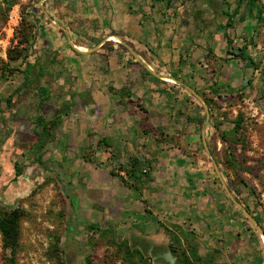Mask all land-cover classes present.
Listing matches in <instances>:
<instances>
[{
    "label": "crops",
    "instance_id": "crops-1",
    "mask_svg": "<svg viewBox=\"0 0 264 264\" xmlns=\"http://www.w3.org/2000/svg\"><path fill=\"white\" fill-rule=\"evenodd\" d=\"M33 1L36 42L59 70L46 75L62 97L51 114H67L40 174L58 179L70 215L164 250L179 230L192 233L201 256L219 250L227 264H252L257 242L232 200L206 100L218 111L215 102L251 93L259 81L227 53L224 26L238 0ZM256 12L243 3L236 43ZM101 140L109 151L98 150ZM130 156L154 166L141 197L111 174Z\"/></svg>",
    "mask_w": 264,
    "mask_h": 264
},
{
    "label": "rangeland",
    "instance_id": "rangeland-1",
    "mask_svg": "<svg viewBox=\"0 0 264 264\" xmlns=\"http://www.w3.org/2000/svg\"><path fill=\"white\" fill-rule=\"evenodd\" d=\"M29 1L20 0L24 4ZM22 8L16 4L7 12V4L0 0V210L20 209L24 213L17 264H142L138 256L130 263L125 257L127 247L140 248L131 234L113 226L107 229V224L99 225L107 231L92 229L90 225L83 227L70 215L58 179L40 174L42 166L38 170L35 165L33 147L37 137L32 122L39 115L52 119L54 114L51 105L41 108L37 91L49 79L41 76L27 81L26 64L9 59L21 48L17 46V32L24 18ZM256 44L251 52L264 69V26L259 29ZM36 56L29 60L34 62ZM262 82L252 86L251 93L214 105L223 109L218 110L222 114V130L232 129L238 118L243 119L244 127L237 137H230L235 144L234 153L229 154L222 145L217 158L237 196L264 207V78ZM8 99L11 104L7 103ZM18 169L23 170L20 177H16ZM260 227L263 230L264 222ZM178 234L197 245L196 241H189L192 233L179 230ZM258 234L261 243L257 242V247L249 253L252 264L258 256H264V239ZM119 243L123 244L121 249ZM5 258L0 233V264H6Z\"/></svg>",
    "mask_w": 264,
    "mask_h": 264
},
{
    "label": "trees",
    "instance_id": "trees-1",
    "mask_svg": "<svg viewBox=\"0 0 264 264\" xmlns=\"http://www.w3.org/2000/svg\"><path fill=\"white\" fill-rule=\"evenodd\" d=\"M252 1L257 9L256 12V24L250 30L249 34H242L241 43H236V28L237 23L235 22L236 17L240 13V9L244 2ZM4 3L7 4V12L12 8V6L16 4H20L22 8V13L24 18L22 19L19 31L17 32L18 43L17 46L21 47L20 50L17 51L16 56H10V61H22L26 64V76L27 81H33V79H37L41 76L46 78V75L53 73L54 71L59 72L56 68L51 69V66L48 67L44 60H49V52L48 50H44L39 44L36 42V38L38 33L36 31V12L39 11V7L37 3L33 0H30L27 4L20 2V0H3ZM50 0L45 2V7L49 4ZM1 14V11H0ZM264 26V4L262 0H238V6L233 14L227 15V21L225 24V39L228 42L230 48L228 49V55L233 56L234 58L240 60L244 67L253 69L254 72L258 74L259 82L262 84L264 78V69L261 67V63L257 61L252 51V48L257 47V39L259 35V29ZM1 27V22H0ZM113 35V34H112ZM250 39V40H249ZM36 56L34 62L29 60L31 56ZM54 61V60H53ZM43 71V72H42ZM50 72V73H49ZM45 74V75H44ZM47 85H39L37 91L39 93V100L41 108L51 105L57 104L61 100L60 88L55 85L53 87V83L51 80L47 81ZM250 86L252 82H247ZM207 103L211 110V120L212 124L218 134L226 152H230L229 154H233L235 151V144L231 142L230 137H237L240 133H242L244 127L242 125L243 119L238 118L235 122V125L232 129L222 130L221 126L223 123L221 122L222 114H219L218 111L213 109L212 102L209 99H206ZM8 104H11V99L7 100ZM67 115L66 112L58 110L54 113L52 119H47L45 116H37L32 124L34 125V133L37 137V140L33 147V152L35 153V162L38 166H43V157L45 155V149L50 142L56 140L57 131L62 125L63 116ZM198 121H202V119H197ZM110 145L106 140H101L98 144V150L101 152L103 149L109 151ZM114 160V157L111 159ZM117 160H114L115 162ZM98 166L108 167L109 163L107 162H98ZM153 163L151 160L140 159L135 156L128 157V160L119 164V166L112 168L111 174L117 178L129 189L133 190L138 197L143 195L144 186L152 181V171H153ZM124 173V176L121 173ZM23 173V170L18 169L16 173V177H20ZM226 180L231 190L236 193L233 183L230 180L229 176H226ZM237 195V194H236ZM238 201L244 205V207L250 212V214L255 218V220L262 225L264 222V207L260 203H250L248 200H245L242 197L237 196ZM253 204V206H252ZM260 208V209H259ZM240 215L241 212H239ZM24 213L20 209H12V210H0V233L3 239V248L6 252V264H17V252L20 247V239H21V219ZM249 224V228L252 230L251 238L255 239L258 244L261 243V238L254 226L246 219ZM92 229L102 230L99 225H91ZM107 229H111L109 225ZM104 229L102 231H107ZM264 230V227H263ZM120 249L123 244H118ZM263 245V243H262ZM262 247V246H261ZM141 248V249H140ZM139 249L133 250L131 247H127L126 259L129 261L138 256L141 259L142 264H155L156 262H161L165 264L162 260L153 261L152 257L148 254V251H145L142 246ZM167 250L172 252L173 257L176 259L175 264H227L222 259L219 250H215L213 252L208 253L206 256H201L198 251V246L190 244L188 240H181L180 236H172L170 239V243L167 246ZM148 258V260L146 259ZM264 261V256L260 255L254 264H262Z\"/></svg>",
    "mask_w": 264,
    "mask_h": 264
},
{
    "label": "water",
    "instance_id": "water-1",
    "mask_svg": "<svg viewBox=\"0 0 264 264\" xmlns=\"http://www.w3.org/2000/svg\"><path fill=\"white\" fill-rule=\"evenodd\" d=\"M46 0H43L42 4L45 2ZM113 38L115 40H117L118 42H121L120 38L113 36ZM110 37L107 39L109 40ZM208 116H210V113H208ZM233 202L238 206V208L243 212V214L245 215V217L253 224V226H255V228L258 230V232L261 234V236L264 238V231L262 230V228L260 227L259 223L255 220V218L249 213V211L242 205L240 204L235 198L232 197ZM142 248L145 251H148L154 260H162L165 264H175L176 260L173 257L172 252L168 251V250H164V249H159L157 247L154 246H146V245H142ZM264 264V262H263Z\"/></svg>",
    "mask_w": 264,
    "mask_h": 264
},
{
    "label": "bare ground",
    "instance_id": "bare-ground-1",
    "mask_svg": "<svg viewBox=\"0 0 264 264\" xmlns=\"http://www.w3.org/2000/svg\"><path fill=\"white\" fill-rule=\"evenodd\" d=\"M264 239V238H263Z\"/></svg>",
    "mask_w": 264,
    "mask_h": 264
},
{
    "label": "built area",
    "instance_id": "built-area-1",
    "mask_svg": "<svg viewBox=\"0 0 264 264\" xmlns=\"http://www.w3.org/2000/svg\"><path fill=\"white\" fill-rule=\"evenodd\" d=\"M47 1V0H46Z\"/></svg>",
    "mask_w": 264,
    "mask_h": 264
}]
</instances>
